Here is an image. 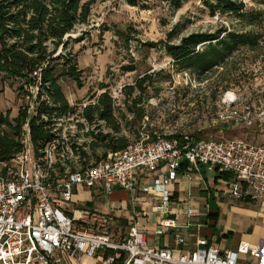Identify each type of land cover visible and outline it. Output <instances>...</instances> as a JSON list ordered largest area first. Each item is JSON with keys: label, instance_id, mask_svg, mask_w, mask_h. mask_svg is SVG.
I'll use <instances>...</instances> for the list:
<instances>
[{"label": "built area", "instance_id": "2783aa9c", "mask_svg": "<svg viewBox=\"0 0 264 264\" xmlns=\"http://www.w3.org/2000/svg\"><path fill=\"white\" fill-rule=\"evenodd\" d=\"M34 82L19 81L21 109L26 112L22 126L21 151L9 160H0V264H65L66 259H101V264H239L240 253L222 251L215 243L200 240L195 249L173 250L153 247L147 236L132 225L126 238L116 241L111 232L114 219L88 209H71L77 188H101L106 194L123 190L133 194L144 176L161 163L167 175L157 180L163 189L180 170L196 166L229 173L228 195L236 200L264 202V142L252 145L237 141L194 140L158 137L141 138L127 149L110 153L106 160L78 170L76 152L88 145L89 123L83 113L41 112L55 105L41 71ZM42 124L50 138L38 145L32 140L31 123ZM168 194L163 196L164 211ZM188 209V217L195 216ZM176 227L164 217L156 236ZM185 240L177 236L178 246ZM253 264H264V239L248 246ZM178 254H175V253ZM105 255H101V254Z\"/></svg>", "mask_w": 264, "mask_h": 264}, {"label": "rangeland", "instance_id": "374dc122", "mask_svg": "<svg viewBox=\"0 0 264 264\" xmlns=\"http://www.w3.org/2000/svg\"><path fill=\"white\" fill-rule=\"evenodd\" d=\"M132 1L133 6L130 0H95L89 24L69 34L66 49L60 48L55 56L73 58L80 72V81H59L72 112L84 113L107 94L114 102L120 129L115 133L101 121L89 125L95 137L88 138L89 147L81 151L86 155L81 154L76 169L89 167L110 152L105 147L110 137L126 138L129 144L175 135L262 144L263 0H245L247 12L259 16L252 24L235 16H212L202 1L184 2L178 10L170 0ZM222 29L251 32L258 43L252 50L240 49L205 77L182 69L167 52L168 45H179L193 33L215 34ZM141 81L142 91L131 89ZM19 88V81L7 77L0 83V111L10 114V120L21 110Z\"/></svg>", "mask_w": 264, "mask_h": 264}, {"label": "trees", "instance_id": "16d2710c", "mask_svg": "<svg viewBox=\"0 0 264 264\" xmlns=\"http://www.w3.org/2000/svg\"><path fill=\"white\" fill-rule=\"evenodd\" d=\"M188 1L204 2L212 16H235L249 19L250 24L259 18L256 13L247 12L245 0H170V4L178 10ZM94 2L95 0H0V83L4 77L34 82L36 78L32 75L41 71V81L48 85V95L55 105L52 108L42 106L41 112H72L59 81H80V72L73 58L55 56L60 48L66 49L67 43L64 40L69 34L74 33L78 26L89 24ZM130 3L135 5L132 0ZM257 43L256 36L251 32H228L222 29L215 34L193 33L184 37L179 45H168L166 49L176 65L192 74L205 77L214 69L222 67L240 49L252 50ZM59 60L63 62L54 64ZM143 81L136 83L131 89L142 91ZM2 92L0 89V95ZM114 111L115 105L111 97L103 94L99 96L96 104L84 109L83 115L90 125L105 122L115 133H119ZM131 112L135 113L132 110ZM9 115L0 112V160H9L22 148L20 141L26 112L21 109L13 120H10ZM138 116L141 119L143 112ZM31 131L35 145L50 138L43 125L37 124L35 119L32 120ZM87 137H95L94 132L87 134ZM183 137L185 136L175 135L168 138ZM188 137L202 140L194 136ZM130 144L126 138L110 137V144L105 146L110 152H106L96 163L106 160L111 152H122ZM95 147L94 143L91 149L94 150ZM81 151L76 152L79 158L81 154L86 155Z\"/></svg>", "mask_w": 264, "mask_h": 264}, {"label": "crops", "instance_id": "0c3cea01", "mask_svg": "<svg viewBox=\"0 0 264 264\" xmlns=\"http://www.w3.org/2000/svg\"><path fill=\"white\" fill-rule=\"evenodd\" d=\"M183 168L163 189H157L155 182L167 175L165 163L144 176L133 194L119 189L106 194L101 188H77L71 209H88L112 217L115 223L111 232L116 241L126 238L129 228L138 224L150 246L186 250L195 249L200 240H206L215 242L222 251L239 252V264H253L248 246H257L264 239V202L230 197L229 173L221 174L202 166L191 171ZM165 193L168 204L164 211H159ZM188 209L196 212L193 218L187 216ZM166 216L176 221V227L157 237L160 221ZM177 236L185 240L184 246L177 245ZM65 264H101V259L78 257L66 259Z\"/></svg>", "mask_w": 264, "mask_h": 264}, {"label": "bare ground", "instance_id": "6f19581e", "mask_svg": "<svg viewBox=\"0 0 264 264\" xmlns=\"http://www.w3.org/2000/svg\"><path fill=\"white\" fill-rule=\"evenodd\" d=\"M229 98H232V96L231 97L229 96Z\"/></svg>", "mask_w": 264, "mask_h": 264}]
</instances>
